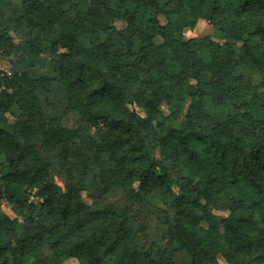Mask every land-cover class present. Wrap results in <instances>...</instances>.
<instances>
[{
  "label": "trees",
  "instance_id": "1",
  "mask_svg": "<svg viewBox=\"0 0 264 264\" xmlns=\"http://www.w3.org/2000/svg\"><path fill=\"white\" fill-rule=\"evenodd\" d=\"M2 7L23 39L6 24L2 56L51 59L0 77V264H174L133 232L157 205L191 264H264V0ZM199 20L226 42L185 39ZM114 192L128 213L104 204Z\"/></svg>",
  "mask_w": 264,
  "mask_h": 264
},
{
  "label": "rangeland",
  "instance_id": "2",
  "mask_svg": "<svg viewBox=\"0 0 264 264\" xmlns=\"http://www.w3.org/2000/svg\"><path fill=\"white\" fill-rule=\"evenodd\" d=\"M0 12H5V9L2 7ZM11 14L9 11H6V14L0 15V30L9 25L10 31L9 36L12 43L16 45H22V31L16 30L14 31L12 25L10 23L11 19L9 18ZM163 23L164 20L160 19ZM113 25L116 28H121L123 25L121 22L113 21ZM183 36L185 39L191 38H201L206 41H211L218 44H223L226 40L222 37V35L211 25H209L205 20H199L196 26L193 29L186 28L183 31ZM19 56L11 55L9 57H3L0 52V77L1 74L9 75L12 72L13 68H16L18 71H29L34 74H41L46 71L47 69V62L50 61L49 56L43 55L41 59L43 61L36 60H26L25 63L19 62ZM19 62L18 65L15 67V63ZM39 62V63H38ZM2 87L0 85V91ZM163 111L167 113L166 109L163 107ZM70 125V124H69ZM156 157H159V152H154ZM174 172V171H173ZM53 176L55 181L63 187L64 177L60 171L53 172ZM174 177L175 174H174ZM84 201L87 204H91V199L86 197V194H83ZM104 204L110 206L113 210H115L119 214H123L124 211L128 213L127 207L129 205L128 199L125 197L124 194L121 192H114L110 196H108L104 200ZM1 209L2 211L8 215L12 219H17L19 222H22L21 218L19 217L18 213L16 212L14 206L6 200L1 202ZM154 212L160 216L162 212V207L157 205L154 207L136 210V217L137 219L133 222V232L136 236V240L139 245H143L145 247H153L155 254L162 255L167 257H171V260L174 264H191L190 260L187 256L176 250L171 243L167 241L164 237L165 228L162 225V220L158 219ZM216 218L214 220L215 224H218L219 218L224 215L222 212H215ZM146 228L144 230L143 228ZM63 264H78V262L74 259L66 260ZM219 264H226L223 260H219Z\"/></svg>",
  "mask_w": 264,
  "mask_h": 264
}]
</instances>
